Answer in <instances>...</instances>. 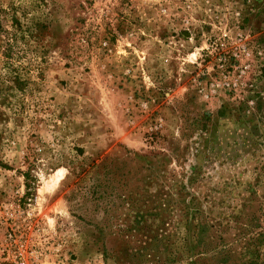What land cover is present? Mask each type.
I'll use <instances>...</instances> for the list:
<instances>
[{
  "label": "rangeland",
  "instance_id": "rangeland-1",
  "mask_svg": "<svg viewBox=\"0 0 264 264\" xmlns=\"http://www.w3.org/2000/svg\"><path fill=\"white\" fill-rule=\"evenodd\" d=\"M249 261L264 0H0V264Z\"/></svg>",
  "mask_w": 264,
  "mask_h": 264
},
{
  "label": "trees",
  "instance_id": "trees-1",
  "mask_svg": "<svg viewBox=\"0 0 264 264\" xmlns=\"http://www.w3.org/2000/svg\"><path fill=\"white\" fill-rule=\"evenodd\" d=\"M33 28H34V31H36L37 29H39V28H44V25H42V24H39L38 22H36L34 25H33ZM37 34V32H35V35ZM14 39H11V41H9V40H7V42H6V48H5V50L4 51H6V52H8L9 51V49L11 48V42L13 41ZM10 42V43H9ZM113 163L112 162H109L108 164H103V165H101L100 166V171H103V173H105V174H107L108 176L110 175H113V176H115L116 175V172H115V166H114V169H113ZM100 173V172H99ZM111 181L113 182L114 180H113V177L111 176ZM111 181L110 180H108V184H107V186H105V189H110L111 190ZM100 187L101 186H98V185H95V186H93V194H95V195H97V198H99V199H97V200H100L101 198H102V192H99V189H100ZM104 187V186H103ZM114 189V188H113ZM108 197L107 198H109V195H107ZM106 204H105V208H104V210H105V213H106V216H108L109 217V214H110V212H111V208H113L114 206H115V201H114V199H109L107 202H105ZM133 206V205H132ZM108 228V226L107 225H103V227H102V229H107ZM103 231V230H102ZM200 233H201V231H199ZM200 234L199 233H197V237H198V242H201V236H199ZM245 264H256V263H254V261H249L248 263H245Z\"/></svg>",
  "mask_w": 264,
  "mask_h": 264
}]
</instances>
